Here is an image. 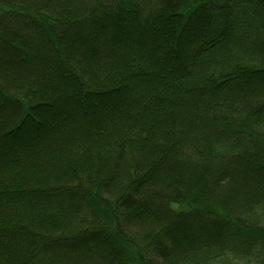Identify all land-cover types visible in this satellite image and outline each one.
I'll use <instances>...</instances> for the list:
<instances>
[{"label":"trees","instance_id":"16d2710c","mask_svg":"<svg viewBox=\"0 0 264 264\" xmlns=\"http://www.w3.org/2000/svg\"><path fill=\"white\" fill-rule=\"evenodd\" d=\"M0 57L3 264H264V0H0Z\"/></svg>","mask_w":264,"mask_h":264},{"label":"rangeland","instance_id":"374dc122","mask_svg":"<svg viewBox=\"0 0 264 264\" xmlns=\"http://www.w3.org/2000/svg\"><path fill=\"white\" fill-rule=\"evenodd\" d=\"M55 3H56V1H54ZM78 37V36H77ZM29 42V41H28ZM75 43L80 47V41H79V38H77V40H75L74 39V37H73V35H70L65 41H63V43L61 44V47H62V49H64V52H66L68 55H69V53H70V51H72V49H73V47L75 48L76 46H74L75 45ZM7 58V57H6ZM74 60H76V59H74ZM5 60L3 59V57H0V66L1 65H3V64H5V62H4ZM71 63H72V61H71ZM73 63H75V62H73ZM72 63V64H73ZM87 63V62H86ZM88 65H90L89 63H87ZM90 68H92L91 67V65H90ZM264 78V77H263ZM263 78L262 77H253V79H252V81H256V82H262V81H264L263 80ZM64 106L62 105V103L60 104L59 102L57 103V105H55L54 106V109L53 110H50V112L48 113V114H46V113H44V114H39L40 115V119H42L43 120V122H44V126H48L47 124H48V121H50V119L49 118H51L52 116H51V114H53L54 115V110L56 111V108L57 109H62ZM53 111V112H52ZM0 113H2V114H4L3 113V111H1ZM6 114V113H5ZM150 122V121H149ZM52 123V122H51ZM148 123V122H147ZM149 124V123H148ZM30 128V127H29ZM24 129L23 131H22V133H20L18 136H17V138H15L14 139V142H17L19 145H24L25 143H29L30 141H32V140H34V139H36V138H38V135H40V134H42V133H44L43 132V130H44V128L43 127H41L40 129H37V130H31V129ZM32 128V127H31ZM4 145H3V143H0V149L3 147ZM53 156V155H52ZM47 158H51V154L50 155H45V156H42V157H38V158H35V162H36V167H40V169L41 170H43L44 168H47L48 169V172H50L51 173V171H56V167H58L60 164L62 165V167H66V166H64V164H62V163H64L63 162V160L61 161L60 159H62V158H58V156L56 155V160L55 161H53V163H51V161H47ZM54 162H55V164H54ZM54 164V165H53ZM74 165L73 164H68L67 165V168H70V169H72V167H73ZM50 169H52V170H50ZM60 170V169H59ZM62 172H63V170H62ZM180 172H173V173H170L168 176H169V178H171V179H173L174 177H179L180 176ZM189 180V179H188ZM189 182V181H188ZM191 182H194L193 181V179H191L190 180V182L189 183H191ZM188 183V184H189ZM200 184H202V183H200ZM175 187V184H174V182L172 183V182H170V185H168L167 186V189H172V188H174ZM132 209H134V208H132ZM135 210V209H134ZM47 226V227H46ZM42 227V226H41ZM44 227H46V228H44ZM44 227H42L41 228V230L43 231H46V232H48V230H50V232H52V230H53V226L52 225H45ZM184 230H186V229H184ZM181 231V230H179L176 234L178 235V234H182V232H185V231ZM169 234L172 236L173 234L171 233V232H169ZM170 236V237H171ZM174 236V235H173ZM13 253H11V252H9V254H7L6 256H4L5 258H3V257H1V261H0V264H3V262H5V259H7V258H9V257H13V255H12ZM23 255H24V252L21 250V252L20 251H18V252H16L15 253V259H16V263L17 264H22V258H23ZM236 264H239V263H236ZM241 264V263H240Z\"/></svg>","mask_w":264,"mask_h":264}]
</instances>
